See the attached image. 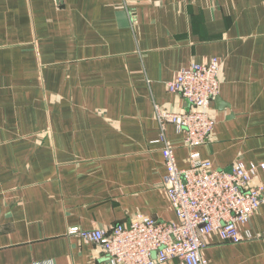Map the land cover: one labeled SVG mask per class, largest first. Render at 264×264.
<instances>
[{
    "label": "crops",
    "instance_id": "1",
    "mask_svg": "<svg viewBox=\"0 0 264 264\" xmlns=\"http://www.w3.org/2000/svg\"><path fill=\"white\" fill-rule=\"evenodd\" d=\"M213 57L217 124L198 149L264 184V0H0V264H110L69 229L175 220L163 149L180 168L189 149L156 106L189 110L168 83ZM241 232L215 236L207 264H264V202Z\"/></svg>",
    "mask_w": 264,
    "mask_h": 264
},
{
    "label": "built area",
    "instance_id": "2",
    "mask_svg": "<svg viewBox=\"0 0 264 264\" xmlns=\"http://www.w3.org/2000/svg\"><path fill=\"white\" fill-rule=\"evenodd\" d=\"M220 71L217 57L182 67L168 88L187 100L189 110L172 112L156 106L157 119L182 130L189 149L187 168L178 166L170 143L163 149L167 174L162 188L176 219L139 214L128 225L109 229L71 227L70 235L101 246L110 264H207L204 250L215 236L223 243L245 238L241 228L251 222L264 202L258 167H245L237 161L229 170L216 169L198 149L217 124L212 101L219 94Z\"/></svg>",
    "mask_w": 264,
    "mask_h": 264
}]
</instances>
